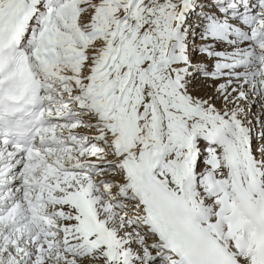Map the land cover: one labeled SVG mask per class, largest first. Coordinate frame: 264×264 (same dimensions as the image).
Segmentation results:
<instances>
[{"label":"snow or ice","instance_id":"1","mask_svg":"<svg viewBox=\"0 0 264 264\" xmlns=\"http://www.w3.org/2000/svg\"><path fill=\"white\" fill-rule=\"evenodd\" d=\"M0 264H264V0H0Z\"/></svg>","mask_w":264,"mask_h":264}]
</instances>
